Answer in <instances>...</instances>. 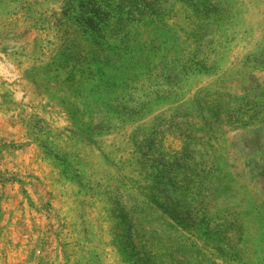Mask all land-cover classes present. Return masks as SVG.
<instances>
[{
    "label": "rangeland",
    "instance_id": "rangeland-1",
    "mask_svg": "<svg viewBox=\"0 0 264 264\" xmlns=\"http://www.w3.org/2000/svg\"><path fill=\"white\" fill-rule=\"evenodd\" d=\"M0 264H264V0H0Z\"/></svg>",
    "mask_w": 264,
    "mask_h": 264
}]
</instances>
